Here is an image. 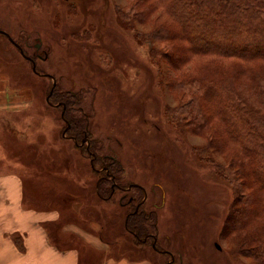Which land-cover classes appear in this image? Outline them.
Masks as SVG:
<instances>
[{"label": "rangeland", "instance_id": "rangeland-1", "mask_svg": "<svg viewBox=\"0 0 264 264\" xmlns=\"http://www.w3.org/2000/svg\"><path fill=\"white\" fill-rule=\"evenodd\" d=\"M132 3L0 0V73L13 97L31 92L20 105L7 92L13 108L0 107V172H19L32 184L40 209L54 203L49 209L60 214L55 234L71 223L94 236L107 248L101 263L124 255L151 264H264L242 248L245 230L232 229L228 219L241 202L224 174L237 168L232 147L216 149L215 125L196 131L187 115L172 113L191 96L177 81L198 73L202 61L179 59L174 66L160 55L157 40H137V29L119 16L120 8L133 11ZM163 20H169L165 12L150 10L137 27L154 31ZM54 81L73 101L70 113L88 129L81 148L70 130L64 132L71 125L66 104L59 105L56 95L48 101ZM179 117L184 121L176 124ZM98 186L112 189V198H100ZM140 219L150 232L146 240L127 226ZM69 233L70 242L56 237L55 244L69 247L78 239L91 249Z\"/></svg>", "mask_w": 264, "mask_h": 264}, {"label": "trees", "instance_id": "trees-1", "mask_svg": "<svg viewBox=\"0 0 264 264\" xmlns=\"http://www.w3.org/2000/svg\"><path fill=\"white\" fill-rule=\"evenodd\" d=\"M130 9L133 11L119 9L120 20L128 29H137L134 35L141 43L157 40L159 50H163L160 55L171 59L174 66L181 65L179 59L202 61L198 73L185 74L177 81L191 96L172 113L179 110L187 115L196 131L215 125L218 140L212 138L211 142L216 149L221 152L228 144L232 147L230 158L237 168L224 174L233 181L235 199L241 202L228 219L232 229L245 230L240 237L242 248L248 246L247 252L264 263V223L255 221L264 220V0H136ZM154 9H161L169 20H163L154 31H140L138 22ZM230 58L238 61L230 64ZM55 95L56 102L66 104L69 111L73 104L69 94L58 93L55 84L48 101ZM67 116L71 125L64 132L70 130L81 148L80 137L83 140L88 129L70 111ZM182 120L179 117L176 124ZM201 157L206 161L214 158L207 154ZM110 193L109 187L98 186L96 190L103 200H110ZM247 211L251 213L244 218ZM142 212L137 214L144 219ZM141 219L135 228L129 220L127 226L146 237L150 232Z\"/></svg>", "mask_w": 264, "mask_h": 264}, {"label": "crops", "instance_id": "crops-1", "mask_svg": "<svg viewBox=\"0 0 264 264\" xmlns=\"http://www.w3.org/2000/svg\"><path fill=\"white\" fill-rule=\"evenodd\" d=\"M7 89L6 78L0 73V107L9 105L13 108L11 102H6L7 92L11 98L21 100L19 105L31 97L29 89L26 99L19 96L23 95V91H18L13 97ZM29 101L30 99L27 100ZM31 187L32 184L25 182L19 172H0V264H151L148 259L137 260L124 255L105 258L101 263L100 255L103 250L107 251V248H103L94 236L88 235L87 230L82 232L75 224L70 223L62 229H57L55 234L52 227L60 219V214L49 209L54 205L49 201L43 205L47 210L40 209L37 197L35 200L32 198L35 192ZM69 232L74 233L86 244L89 242L91 249L79 246L78 239L69 247H58L54 239L57 237L59 240L71 241L72 236L67 235L71 234Z\"/></svg>", "mask_w": 264, "mask_h": 264}, {"label": "flooded vegetation", "instance_id": "flooded-vegetation-1", "mask_svg": "<svg viewBox=\"0 0 264 264\" xmlns=\"http://www.w3.org/2000/svg\"><path fill=\"white\" fill-rule=\"evenodd\" d=\"M15 44L20 48V46L18 45V43L15 42ZM21 51H22V50H21ZM28 58H29L31 61H33V63H32V64H33V67H34V68H37V67H36V61H35L32 57H30V56H28ZM34 68H33V69H34ZM47 75H48V74H47ZM54 82H55V81H54ZM53 85H54V84H53ZM54 86H55V85H54ZM116 187H117V185H115L114 189H115ZM129 188H130V187L125 188V189H129ZM145 240H146V237H145ZM168 264H169V263H168Z\"/></svg>", "mask_w": 264, "mask_h": 264}, {"label": "water", "instance_id": "water-1", "mask_svg": "<svg viewBox=\"0 0 264 264\" xmlns=\"http://www.w3.org/2000/svg\"><path fill=\"white\" fill-rule=\"evenodd\" d=\"M5 33H6V32H5ZM55 84H56V83L54 82V85H55ZM54 85H53V86H54ZM48 99H49V97H48Z\"/></svg>", "mask_w": 264, "mask_h": 264}]
</instances>
